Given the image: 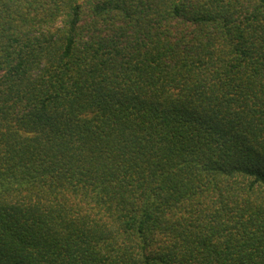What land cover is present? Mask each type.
<instances>
[{"label":"trees","instance_id":"1","mask_svg":"<svg viewBox=\"0 0 264 264\" xmlns=\"http://www.w3.org/2000/svg\"><path fill=\"white\" fill-rule=\"evenodd\" d=\"M0 264H264V0H0Z\"/></svg>","mask_w":264,"mask_h":264}]
</instances>
